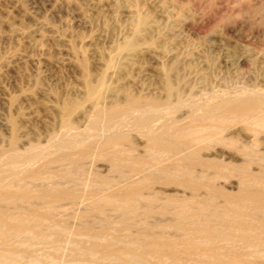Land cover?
<instances>
[{"label": "rangeland", "instance_id": "1", "mask_svg": "<svg viewBox=\"0 0 264 264\" xmlns=\"http://www.w3.org/2000/svg\"><path fill=\"white\" fill-rule=\"evenodd\" d=\"M168 80L172 87L170 93L166 88ZM87 82L97 88L94 96L89 95ZM127 95L140 98L144 103L155 99L161 102L160 106L166 105L163 114L159 112L162 106H158L155 113L151 111L156 107L149 110L153 115L149 128L155 132L187 125L191 117L200 114L206 106H218L249 95L264 97V0H0V184L13 190L28 188L33 193L41 187L43 189L45 184L47 188L59 185L79 193L73 202L65 199L55 204L49 216L44 218L46 223L41 220L39 226L35 225L37 227L30 232L21 229L11 235V243L18 240L14 241L15 246L25 247L27 242L28 246L34 245H30L28 254L24 255L27 261L22 257L20 264L85 263V257L78 254L77 258L75 245L83 241L91 243L88 230L105 241L122 242L120 247L130 243L128 238L145 232L152 235L158 231L155 236L162 237L163 234L174 238L176 234L178 237L180 231L174 229L178 222V202L185 199L189 208L194 210L201 199V202L209 201L210 209L219 212L224 202L221 198L210 200L207 197L209 188L216 186L227 192H237L241 187L240 178L227 169L216 172L212 167L201 165L192 167L195 173L192 175L205 183L196 192L177 180L173 181L174 176L181 177L186 173V165L182 167V154H177L178 157L176 154L160 156L147 148L150 146L145 129L136 124L144 107L137 108L138 111L130 110L122 120L101 118L98 124L91 125L96 106L105 108L113 103L123 104ZM145 105V108L149 107ZM257 121L256 118L238 120L228 117L216 134L201 145L200 157L210 161L217 159L216 162L224 164L244 165L253 175L264 174V126ZM13 125L16 127L14 144L11 142ZM115 133L124 134L125 138L112 150L103 152L104 156L100 145ZM84 143L91 145L89 153L85 159L75 161L74 157ZM118 147L121 148L119 152ZM114 155L121 158V166L113 165L119 163L113 161ZM76 163L81 165L78 167ZM146 166L150 171L144 168ZM38 167L51 174L45 173L47 178L26 176L29 169ZM214 172H219L220 176H214ZM53 174H56L55 178ZM110 178L114 179L116 191ZM209 178L211 181L217 179L213 184ZM73 185L78 187L73 188ZM257 185L252 187L257 189ZM126 187H141L138 189L140 193L141 190L148 193H142L136 201L117 200V191ZM95 194L114 199H105V203V200L93 196ZM168 197L172 201L176 199L175 202L168 203ZM152 200L155 203H150ZM6 203L0 199L1 210L13 208ZM32 204L33 207L42 206L37 200H32ZM28 205L31 207L28 203L17 204L23 213L28 212ZM130 211L132 215L126 217ZM93 212L98 213L93 215ZM123 216L127 221L121 218ZM141 220L143 223L139 222ZM173 221L175 225L172 226ZM11 222L10 225L15 227L17 220ZM124 222H131V225ZM119 225L126 229L120 230ZM127 229L133 230V235ZM23 233L27 235L25 238ZM51 239L54 242H47ZM0 244L4 246L2 242ZM30 254L37 255L36 258L33 255L36 263L32 262L33 259L30 261ZM38 257L44 259L41 261Z\"/></svg>", "mask_w": 264, "mask_h": 264}, {"label": "bare ground", "instance_id": "2", "mask_svg": "<svg viewBox=\"0 0 264 264\" xmlns=\"http://www.w3.org/2000/svg\"><path fill=\"white\" fill-rule=\"evenodd\" d=\"M87 86H88V92H89L90 96H94L95 94H97V88L96 87L91 85V83H89V82H87ZM166 88L169 90L168 93H170V90L172 87H171V83L169 82V80L166 82ZM261 94H263V93H261ZM235 97H237V96L235 95ZM148 101L149 102L145 101V103H144L140 98H135L131 95H127L125 97V101L123 104L113 103V104H111L105 108H101L99 106H96L95 110H94L93 117L91 119V125L95 126L96 124H98V122L100 121L101 118H105L108 121H110V120H122V116H124L125 114H130L129 113L130 110H132L131 112L138 111L139 109H137V108L144 107L142 110L140 109L141 114H140V112H138L140 114V116H138L137 118L135 117V118H136V124L140 128H142L143 130L145 129L144 134H146L148 142H149V146H150L147 148H151L153 150V152H155L156 154H158L160 156L173 155V154H176V156H177V154H182V160L184 161L182 167L186 165L185 166L186 171L184 170L186 173L183 174L184 176H181V177L180 176L179 177H176V176L173 177L172 176L173 181L177 180L180 184L187 186L191 191L196 192L198 189L203 187V185L205 183H203L199 179L197 180V178L195 176H193L195 173L193 174L194 170H192V167L195 165H201L202 167L207 166L209 169L212 167L213 169H215V171L217 170L219 172L221 170L227 169L231 174L233 173L234 175H236L240 178L241 187H239V190L237 192L236 191L235 192H227L225 190L217 188L216 186H211V182L213 181V184H214V180H216L217 178L212 180V181H211L212 178H209L211 181L209 183L211 187L209 188V186H208L209 195L207 197H210L209 198L210 200L221 198L224 202V205L222 204V206H224V207L219 212H217L216 210L210 209L211 203L209 201H207L208 198L206 199L207 203L201 202V201H199L201 199H199L197 204L195 205L194 210H191L189 208L190 205L187 202L185 203V199H182V200H184V202L182 200H180L182 202H178L179 203L177 206L178 209L176 207V209H177L176 218L178 219V222L176 223V225H175L174 221H173L174 224L172 223V226L173 225L176 226V228H174V229H176L177 231L178 230L180 231V232H178V233H180V235L178 237H176V234H175V237H174V234H172L174 238H170L169 236H168L169 237L168 238L165 235L164 236L166 238H164L162 233H161L162 237H161V235L160 236L154 235L158 231L153 233L152 235L145 232V233H141L139 235L137 234L131 239L128 238L130 243L128 242L127 245H125V243H124L127 239L126 238L125 241L123 242L124 246L120 247V244H122V242H119L120 243L119 244L116 240H112V239L105 241V239L103 240V238H101L102 236L98 238L97 237L98 235L95 236L93 233H90V230H88V235H90V238L92 239V240H89V241H91V243L90 242L87 243V242L83 241V242H76L77 243L76 245L74 244L76 246V249H77L76 255L78 256V254H79V255H81V257H85L84 259L86 260L85 263L83 261L78 262V263L79 264H148V262L150 261V262H152L151 264H165L166 262H168V264H186V263H189V264L192 263L193 264V262H195V263L197 262L196 264H264V174L253 175L251 172L248 171L247 167L244 165H234V164H226V163L224 164V163H221V161L216 162L217 159H216V161H210V159L203 160V158L200 157L201 145L207 143L211 139V137L214 134H216L218 127L223 122H225V120H227L228 117L232 116L238 120H247V119L256 118L258 120L256 123H258L261 126H264V113H263L264 112L263 111L264 110V97L249 95L246 97L235 98L234 100L224 102L218 106H206L200 114L192 116L190 119V122L187 125H184V126L178 125V126H175L172 130L165 129L164 131H160V132H157V131L155 132L149 128V125L153 120V115L149 112V110L152 107H156V110L151 111V112H154V113L157 112V107L160 106L161 102L159 100L155 101V99H154V101H151V102H150V100H148ZM145 104H148L147 106H149V107L145 108L146 107ZM161 106H160L161 107L160 109H162L161 111H163L165 109L164 107L166 105H161ZM70 107L71 106L68 107L67 112L69 111ZM161 111H159V112L163 114L164 111L163 112H161ZM135 116H136V114H135ZM165 125H163V126H165ZM247 126H249V125H247ZM15 131H16V127L14 126L13 127L12 140H11V142L13 144L16 143ZM123 138H125L124 134L120 135V134H116V133L114 135L106 137L105 140L100 145V149H101L100 151L103 153V152H107V150H112V147H116ZM68 139H70V138H68ZM76 140H77V137H76ZM124 141L127 142V139L126 140L124 139ZM232 142H233V140H232ZM53 145H54V143H53ZM90 146H91L90 144L84 143L81 146V148H79V150L77 151V154L74 157L76 160L75 159L74 160L78 161V159H85V157H87V155L89 153ZM37 147L38 146H36V149H37ZM41 147L44 148L45 146H41ZM31 149H34V147ZM120 149L118 147V152L120 151ZM151 149H148V150H151ZM116 151H117V148H116ZM9 153H10V151H9ZM120 153H123V152H120ZM103 154L105 156V153H103ZM124 154H123V157H124ZM11 155H13V154L11 153ZM119 155H121V154H119ZM17 157H19V156H17ZM33 157H35V156H33ZM43 157H46V155ZM130 157H131V155H130ZM112 158H113V161H115V162H117V161L119 162L121 159L118 156L115 157V155ZM140 159L142 161V158H139V160ZM153 159L155 161V158H153ZM122 160H123V158H122ZM125 160H127V159H125ZM54 161L57 162V160H54ZM110 161H112V159ZM141 161H138V162L141 163ZM146 161H148V160H146ZM3 162H4V160L2 161V163ZM120 162L117 164H113V163L112 164L115 167H116V165L121 166L122 163H120ZM159 162H162V161H159ZM24 163H25V161H24ZM71 163H72V161H71ZM81 163H80V165H81ZM123 163L126 164V161ZM144 163H147V162H144ZM4 164H5V162H4ZM19 164H21V163H19ZM66 164H68V163H66ZM76 164H78V167L80 166L79 163H76ZM112 164H110V165H112ZM128 164H130V163H128ZM151 164H152V160H151ZM123 166H124V164H123ZM75 167L76 166H74V170L72 169L73 172H75ZM152 167L154 168V166H152ZM132 168L133 167H131L130 170ZM144 168L146 170H149V169H147L148 166H146ZM144 168H143V170H144ZM178 168L179 167H177V169ZM150 169H151V171H153L152 168H150ZM116 170H117V168H116ZM44 171L45 170L41 167H38L36 169L31 168L27 171L26 176H30V177H34V178L35 177H41L42 178V176H44L45 173L47 174L49 172V171L48 172L47 171L44 172ZM138 171H140V169ZM168 171H169V169H168ZM118 172L120 173L119 170H118ZM145 173H147V175H148V172H145ZM150 173H152V172H150ZM153 173H154V171H153ZM50 174H48V175H50ZM204 174H207V173H204ZM212 174H215V172ZM217 174H215L214 176H216ZM97 175H95V176H97ZM179 175H181V174H179ZM218 175L220 176V174H218ZM95 176H94V178H95ZM150 176L148 177L149 179H151ZM159 176H158V178H159ZM219 176H216V177H219ZM44 177L47 178L46 176H44ZM44 177H43V179H44ZM55 177H56V174L54 175V178ZM51 178H53V177H51ZM101 178L104 179V176ZM96 179H100V177L97 176ZM37 180H39V179H37ZM93 180L96 181L95 179H93ZM101 180H99V181H101ZM110 180H112V179L110 178ZM113 180H112V183L115 184L113 182ZM152 180H154V179L152 178ZM20 182H21V180H20ZM52 182H54V181H52ZM132 183H134V182H132ZM153 183L154 182H152L151 185ZM32 184H34V183H32ZM59 184H60V182H59ZM75 184H76V182H75ZM104 184H106V182ZM113 184H111L112 185L111 188L113 187ZM126 184H127V182H126ZM255 184L259 185V186L257 185V189H254L252 187ZM99 185H100V183H99ZM108 185H110V184H108ZM206 185H207V183H206ZM46 186H48V185L45 184V187L43 185V189L41 187L40 188L41 190H39L38 192H36L34 190V192H36V193H33V192H30L31 191L30 189H29L30 191L27 190L28 188L26 189V188L22 187V188H18V189L16 188L13 190V188L10 186H5L3 184H0V199L8 202V203H6L7 206L13 205V208H11V209L7 208L9 210H1L0 209V243L2 242L4 244V246L2 245L4 249L0 248L1 249V251H0V264H20L19 262H22V261H20V259L22 257H24L25 254H28L26 252L29 251L30 248H28V247L32 244H29V246H28L29 242L26 241V240H28L27 238H26V240L24 239L25 242H27V246L25 245V247L24 246L23 247L15 246V244H14L15 240L14 239H13L14 240L13 243H11V241H10L11 235L16 230H17L16 231L17 233L21 229L30 232L31 229L35 225L39 226L38 224L41 222V220H43V222H45L44 218L48 215L49 211H51V209L54 208L55 204H57L60 201L65 200V199L67 200V202L69 201V199L71 202H73L72 199L77 197V195L79 194V193L76 194L77 192H75V189L70 190V189L66 188L67 186L65 187L66 189H63L62 186H61L62 187L61 188L59 185H58L59 187L58 186L57 187L56 186L55 187L49 186L48 188ZM120 186H122V185H120ZM138 186H140V185H138ZM146 186H147V183H146ZM72 187L75 188L74 185ZM143 187H144V185H143ZM69 188H71V187L69 186ZM115 188H117L116 184L114 186V190L116 191ZM134 188L129 189V187H128V189H127V187H126V189H124V190H122V188H121V190L117 191L118 192L117 193L118 198L115 196L114 197L117 198V200H123V201L135 200L136 201V198L137 197L139 198L140 195L144 191L141 190V193H140V191L138 189L139 188L141 189V187H138V189H134ZM91 189H90V191L92 192ZM77 190H79V189H77ZM112 190H113V188H112ZM32 191H33V189H32ZM151 191H152V189H151ZM102 193H100V194H102ZM106 194H104V196ZM108 194H110V193H108ZM143 194H145V193H143ZM150 194H148V195H150ZM93 196L98 197L99 200H105V199H109V198H111V200L114 199V198L112 199V197L108 198L107 196H105L103 198V197H100L99 195L97 196L96 194ZM90 198H91V196H90ZM150 198H151V196H150ZM169 198L170 197H168V199ZM171 198H174V197L172 196ZM32 200L39 201L42 206H40V207L34 206L33 207ZM76 200H77V198H76ZM175 200H173V201L175 202ZM203 200H205V199H203ZM109 201H107V202H109ZM154 201L157 202L158 200H156V198H155ZM154 201L152 200V202H150V203H155ZM173 201H172V199H169L168 203L169 202L172 203ZM186 201H187V199H186ZM29 202H31V203H29ZM89 202H90V200H89ZM91 202H93V201H91ZM94 202H95V200H94ZM98 202L100 203V201H98ZM129 202H131V201H129ZM20 203H22V205H23V203L31 204V207L28 205L29 208H26V210L28 211L27 213H23L19 209V207L21 205L18 207L17 204H20ZM105 203H106V200H105ZM132 203H134V202H132ZM143 204L145 205L144 202H143ZM103 205H106V204H103ZM138 205H139V203H138ZM144 205H142V206H144ZM158 205H160V204H158ZM158 205H157V207H159ZM124 206H125V204H124ZM91 207L92 206H90V208ZM99 207H101V206H99ZM117 207H119V206H117ZM165 207H166V205H165ZM216 207H218V205ZM161 208H163V206ZM166 208H163V209H166ZM94 209H93V211L95 212ZM145 209L146 208H143V210H145ZM151 209L152 208H150V210ZM137 210H139V209H137ZM147 210H149V209L147 208ZM168 210H169V208H168ZM171 210H173V209H171ZM94 212H93V215L98 213V212H96L94 214ZM169 212H171V211H169ZM99 213H100V210H99ZM151 213H153V212H151ZM160 213H162V211ZM164 213H166V212H164ZM131 215H132V212L128 215H125V216L127 217V216H131ZM138 215H140V214H138ZM141 217H143V216H141ZM121 218L123 220H126V218L124 216ZM147 218H150V217H147ZM152 218H153V216H152ZM152 218H150V219H152ZM26 219H29V221H27ZM128 219H129V217H128ZM130 219L133 220L134 218L132 219V217H130ZM139 219L140 218H138V220ZM15 220H17V224L15 222V224H16V225L14 224L15 227H12L11 221H15ZM138 220H137V222H138ZM107 221L104 223H107ZM150 221H152V220H150ZM150 221H147V222H150ZM139 222H142V220ZM51 223H52V221H51ZM117 223H120V222H117ZM129 223L131 225V222H129ZM129 223H125V225L126 224L129 225ZM156 223H159V222H156ZM149 224H151V222ZM160 224H162V223H160ZM168 224H170V221ZM142 225H144V224H142ZM37 226H35V227H37ZM133 226H135V225H133ZM150 227H152V226H149V228ZM119 228H120V230L122 229L121 226ZM128 228H130V226H128ZM44 229H45V227H44ZM125 229H122V230H125ZM34 230H35V228H34ZM127 230L129 231L130 229H127ZM135 230H136V228H135ZM142 230L143 229H141V231ZM157 230L160 231V229H158V228H157ZM37 231H38V229H37ZM39 231L42 232V230H39ZM102 231H105V230H102ZM107 231H105V232L107 233ZM130 231L132 234L133 230H130ZM162 232H163V229H162ZM56 233H58V232H56ZM106 233H104V235H106ZM120 233H124V232H120ZM169 233H171V232H169ZM172 233H174V232L172 231ZM42 234H43V232H42ZM58 234L60 235V233H58ZM25 235L26 234L23 233L24 238H25ZM39 235H41V234H39ZM43 235H45V234H43ZM49 235H51V234H49ZM123 235L125 236V234H123ZM20 236H22V235H20ZM52 236H54V235H52ZM56 236L57 235L55 234L54 237L56 238ZM85 237H87V236H85ZM113 237H115V236H111V238H113ZM61 238H62V236H61ZM118 239H120V238H118ZM52 240L53 239L48 240L47 242L52 241ZM77 240H79V239H77ZM17 241H15V242H17ZM19 241H20V239H19ZM29 241H31V240H29ZM33 241H34V239H33ZM33 241H31V242L33 243ZM43 242H45V241H43ZM53 242H54V240H53ZM55 243L57 246V242H55ZM43 244H46V243H43ZM16 245H17V243H16ZM53 245L54 244H51L52 247H53ZM59 245H60V243H58V246ZM0 246H1V244H0ZM32 246H34V245H32ZM18 248H22V250L21 249L19 250ZM73 248L75 249V247H73ZM53 249L55 250V247ZM71 250L74 251L72 248H71ZM30 252H31V250H30ZM46 253L48 254L49 252H46ZM47 254H44V256L45 255L47 256ZM50 254H52V253H50ZM71 254H75V252L71 253ZM33 255H34V258H36L35 256H37L35 254H32V256H31V254H30L29 255V257L31 256L30 261L33 259ZM54 255H56V254H54ZM77 258H79V256ZM23 259L25 260V257ZM39 259L42 261V259H44V258L42 257V259H41V257H40ZM25 261H27V260H25ZM35 261H36V259H35ZM35 261H34V259L32 260V262H35ZM49 262H52V261H49ZM73 263H74V261H73Z\"/></svg>", "mask_w": 264, "mask_h": 264}]
</instances>
